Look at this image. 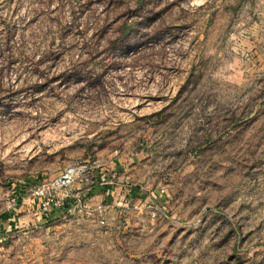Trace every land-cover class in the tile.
Segmentation results:
<instances>
[{
	"label": "rangeland",
	"instance_id": "374dc122",
	"mask_svg": "<svg viewBox=\"0 0 264 264\" xmlns=\"http://www.w3.org/2000/svg\"><path fill=\"white\" fill-rule=\"evenodd\" d=\"M8 212L0 264H264V0H0Z\"/></svg>",
	"mask_w": 264,
	"mask_h": 264
},
{
	"label": "built area",
	"instance_id": "2783aa9c",
	"mask_svg": "<svg viewBox=\"0 0 264 264\" xmlns=\"http://www.w3.org/2000/svg\"><path fill=\"white\" fill-rule=\"evenodd\" d=\"M72 171V169H69L67 173L59 177L54 184H41L31 190V199L36 203L39 214L43 219L47 218L52 211L58 209H62L65 214H73L75 211L78 212L85 207L84 197H86V194L81 193V191H71L70 189L69 173ZM54 187L63 189V195L59 196ZM157 196H159V198L161 197L162 202L165 198V189H159ZM15 204L16 202L14 201L8 203V208L14 209ZM94 210L102 214L105 211V206L97 204ZM151 214L155 216V212Z\"/></svg>",
	"mask_w": 264,
	"mask_h": 264
},
{
	"label": "crops",
	"instance_id": "0c3cea01",
	"mask_svg": "<svg viewBox=\"0 0 264 264\" xmlns=\"http://www.w3.org/2000/svg\"><path fill=\"white\" fill-rule=\"evenodd\" d=\"M28 202H30L29 201V198H28ZM28 202H26L28 207L27 206L25 207L26 208V212H28V215L27 216L29 217V215H31V217H32L37 212H31V209L34 210L35 207L34 206H30ZM15 212L16 213H19L20 212V206H19V208ZM12 214H14V212ZM12 214L9 213V212L8 213H1L0 214V233H2V232H6V233L7 232H12L14 230L15 224H16L15 223V219L18 220V218L17 217H14ZM31 217L29 218L31 221L34 220V219H36V220L38 219V216L34 217V219H31Z\"/></svg>",
	"mask_w": 264,
	"mask_h": 264
}]
</instances>
